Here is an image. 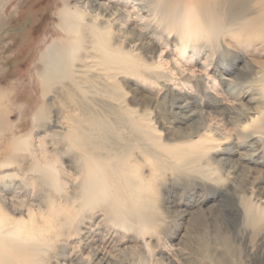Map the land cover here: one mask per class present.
Wrapping results in <instances>:
<instances>
[{"label": "rangeland", "instance_id": "obj_1", "mask_svg": "<svg viewBox=\"0 0 264 264\" xmlns=\"http://www.w3.org/2000/svg\"><path fill=\"white\" fill-rule=\"evenodd\" d=\"M65 1L72 7L85 2ZM162 1L129 0L126 4H117L126 8L128 15L125 21L117 19L115 26L118 31L132 26L133 33L128 38L134 40L128 44L117 40L120 37L117 31V38L112 36L110 41L117 42L115 47L128 53L133 67L140 72L157 74L158 79L155 81L141 74L134 78L117 74L111 84L100 83L98 111L92 110L89 97H85L84 106L79 107L72 101V105L67 106L68 95L57 93L64 84L62 82L52 84L50 90L43 93L41 74L50 57L42 55L46 50L52 53L65 38L58 17L63 1L0 0V163L10 154H29L25 173L21 172L17 162L4 163L0 170L24 177L26 187L18 197L24 198L23 203L35 209L40 221L44 214L41 216L37 204L48 218L66 222L58 226L56 230L61 232L49 240V245L35 261L21 264H96L86 251L89 241L82 246L78 241L80 234L68 224L77 221L81 215L89 219L84 224L97 223V232L85 236L99 243L102 240L100 245L107 253L108 264H213L209 259L212 257L217 258L216 264H264V134L257 140L255 154L250 155L251 149L244 144L238 131V122L242 119L238 111L247 106L262 107L264 92L245 79L239 68L242 61L232 63L233 50L237 49L246 54L241 58L257 59L264 69V47L259 46L255 48L256 53L251 52L261 38L254 33L232 30L217 40L200 38L189 42L183 49L176 32H167ZM140 3L146 4L145 10L137 9ZM223 4L228 5L227 1ZM232 5L233 10L243 7V3ZM139 34L143 35V41L152 35L153 41L142 45L138 43L140 39H136ZM138 93L145 97L141 99ZM176 95L192 96L196 101L195 108L203 112L195 115L193 120H176L175 108L171 105ZM108 107L112 112L103 111ZM129 108L133 110L129 111ZM224 108L229 109L226 115L216 111ZM64 114L79 119L88 134L97 130L90 127L91 118L95 116L100 127L93 144L109 151L122 150L123 143L135 142L140 137L139 128H145V134L141 135L150 134L157 141H166V135L175 132L177 125L196 123L207 129L205 133L209 137L217 138L209 140L214 148L230 145L233 151L229 156L240 160L245 169L232 177L233 172L219 167L217 162L204 166L209 176L215 178L211 179L215 183L207 189L212 194L207 202H216L215 210L213 215L197 213L185 222H177L162 207L165 199H181L180 188L167 186V169L159 184L153 186V228L142 231L138 225L123 224L110 213V206L105 201L79 209L67 202L80 188L77 172L80 162L76 158L77 142L70 140L63 128L53 124L57 115ZM223 136H227L226 139ZM133 148L135 153L137 148ZM218 154L217 150L208 153L209 156ZM250 156L255 162L250 161ZM49 165L54 166L52 171L48 170ZM35 175L39 177L28 178ZM194 197L187 207L200 204L195 205L199 195ZM253 213L256 215L254 221ZM15 215L18 218L19 215ZM78 226L83 228L81 224ZM168 243H173V248L170 249Z\"/></svg>", "mask_w": 264, "mask_h": 264}, {"label": "bare ground", "instance_id": "obj_2", "mask_svg": "<svg viewBox=\"0 0 264 264\" xmlns=\"http://www.w3.org/2000/svg\"><path fill=\"white\" fill-rule=\"evenodd\" d=\"M62 1L63 5L58 11V17L65 38L58 47L53 49L52 53L46 50L42 55L50 57V61L45 64V69L41 74L44 94L50 90L52 84L62 82L63 86L60 87V90H56L57 93L60 91L68 95L70 99L68 98L67 106L72 105L71 101L78 104L79 107L84 106L85 97H89L93 110V108L98 109V105H100L97 97L99 84L103 82L111 84L117 74L128 78H134L136 74H141L145 78H154L155 81L158 79L157 74L140 72L139 69L133 67L128 53L117 49L115 47L117 42L110 41L112 36L114 38L118 36H115L119 30L115 26L117 19L125 21V16L128 15L127 12L125 13L126 8L117 4L119 2L126 4L129 0H110L113 1L112 3L101 0H85L84 3L77 4L78 7L69 6L65 0ZM224 1H227L230 6H225ZM232 3H243V7L233 10ZM161 5L165 9L164 14L167 17V32L168 34L171 31L176 32L183 49L189 42L198 41L200 38L217 40L220 35L232 30L243 31L247 34L254 33L261 38L259 45H254L251 52L256 53L255 48L264 47V0H164ZM145 6L146 4L140 3V7L137 9L145 10ZM133 29L131 26L118 31L120 39L117 38V40H124L126 44L133 41V38H128L132 35ZM139 35L136 39H140L138 43L142 45L153 41L152 35L144 41L141 40L143 35ZM242 54L244 53L234 49L235 57H233L232 63L238 60L242 61L239 68L244 73L245 79L264 92L263 64L251 57L243 59L241 58ZM132 88L135 90V87ZM72 94H76L78 97L74 98ZM139 95L141 99L145 97L143 93ZM53 97L58 101L56 96ZM195 102L192 96H174L171 105L175 108L173 113H176V120H193L195 115L203 112L202 109L195 108ZM257 106H247L245 110L238 111L242 117V119L238 118L240 119L238 131L244 144L251 149L250 155L255 154L256 145L259 142L257 140L264 134V130H262L264 127V105L259 106L260 108ZM128 110L132 111L133 109L129 108ZM227 110L229 109L224 108L216 111L226 115ZM103 111L112 112L110 107L104 108ZM140 114L143 113H138V115ZM38 119L40 120V118ZM91 119L90 127L98 130L100 126L97 124L96 117L93 116ZM168 121L171 120L168 119ZM53 124L63 128L66 133L68 132L67 137L77 142L78 145L76 158L80 162L77 171L80 174L78 180L80 188L78 192L71 194L67 202L79 209L81 206H91L105 201L110 206V213L117 216L123 224L129 227L138 225L142 231L153 228L152 223L155 221L153 186L159 184L161 175H164L167 169L169 170L167 186L180 188L181 199L180 201L178 199L174 201L175 198L174 200L172 198L165 199L162 207L169 211L177 222L191 220L197 213L211 215L215 210L216 202H207V198L212 196L207 189L215 183L211 180L215 178L209 176L204 166L211 162H217L219 167L233 172L232 177H237V174L245 169V165L240 160L229 156L233 151L230 145L215 146L216 148H214V144L209 140L217 138L209 137L205 133L207 129L196 123H188L187 126L177 125L175 132L172 131L166 135V141H157L150 134L148 136L141 135V133L145 134V128H139L138 135L140 137L137 135L138 139L135 142L123 143L122 150L112 149L111 151L97 148L93 144L97 130L90 134L86 133L82 129L79 119L70 118L65 114L57 115ZM223 137L226 139L227 136ZM133 147L137 148L135 153H133ZM215 150L219 153L218 155H208L209 151ZM27 155L29 154L22 153L18 156L10 154L5 161L0 163V166L4 163L17 162L21 166V172L25 173L28 169L27 164L25 165ZM249 159L255 162L253 157L250 156ZM53 169L54 166H48L49 171ZM2 170H0V262L21 264L35 261L39 253L49 245V240L61 232V230H56L58 226L66 222L64 219L56 221V219L48 218L43 208L37 204L36 208L41 211V216L44 214L42 217L44 219L40 221L35 214V209L25 205L22 201L24 198L18 197L26 187L24 177ZM32 177L37 179L39 176H28V178ZM12 187L14 188L12 189ZM195 194L199 195L195 205L200 204L195 207H187L190 204L189 200ZM194 199L196 198L194 197ZM78 200L79 202L76 203ZM177 203H179L178 206ZM15 214L19 215L18 218L15 217ZM252 217L254 221L256 215L253 213ZM84 221L89 222V219L81 215L77 221L68 224H71L80 234L78 241L80 240L82 246L86 244V241H89L90 245L86 251L93 261L96 264H108L107 253L100 245L102 240L99 243L85 236L89 232H97V223L84 224ZM79 224L83 228H80ZM168 245L170 249L173 248V243H168ZM209 259L213 264H216V257ZM61 264L68 263L62 262Z\"/></svg>", "mask_w": 264, "mask_h": 264}]
</instances>
